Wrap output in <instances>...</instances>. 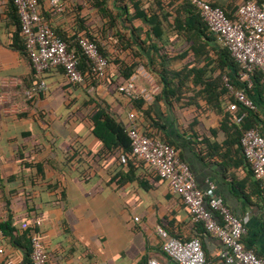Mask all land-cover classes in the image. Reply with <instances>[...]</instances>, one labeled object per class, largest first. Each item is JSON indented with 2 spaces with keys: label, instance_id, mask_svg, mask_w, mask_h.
Wrapping results in <instances>:
<instances>
[{
  "label": "crops",
  "instance_id": "1",
  "mask_svg": "<svg viewBox=\"0 0 264 264\" xmlns=\"http://www.w3.org/2000/svg\"><path fill=\"white\" fill-rule=\"evenodd\" d=\"M62 1L64 13L50 12L44 1L41 16L52 29L69 38L77 29V13L86 15L87 6L82 0ZM205 1L220 6L230 2ZM243 2L236 0L235 4ZM12 14L8 0H2L0 222L9 215L17 235L34 227L33 232L41 236L48 264L167 262L160 250L157 227L180 240L197 238L206 264H224L218 258L223 250L221 242L190 219L166 182L152 176L141 162L122 164L116 153L103 151L92 134L90 120L98 103L127 128L175 147L197 186L208 195L220 196L242 222V245L264 258V190L251 176L237 144L224 145L227 137L219 125L223 114L229 113L226 96L219 99L222 114L207 107L192 91L175 101L160 95L159 88L137 109L133 99L111 95L103 84L72 86L56 70L47 75V90L38 94L30 89L33 79L29 62L14 49L17 28ZM99 21L94 15L85 20L97 37L102 25ZM107 49L114 53L109 46ZM117 55L131 59L129 50ZM114 68L109 64L110 71ZM137 81L139 86L148 87L143 78ZM251 87L249 96L264 136V79L256 77ZM72 148L77 150L76 156ZM208 182L214 185L212 192ZM27 247L28 241L19 239V244L13 245L0 231V263L28 264Z\"/></svg>",
  "mask_w": 264,
  "mask_h": 264
},
{
  "label": "trees",
  "instance_id": "2",
  "mask_svg": "<svg viewBox=\"0 0 264 264\" xmlns=\"http://www.w3.org/2000/svg\"><path fill=\"white\" fill-rule=\"evenodd\" d=\"M44 1L37 0L41 15ZM166 1L110 0L108 5L106 0H82L87 6V12L84 16L77 13V29H75L73 36L67 38L50 28L67 44L68 49H76L77 68L83 77L82 83L90 84L93 87L96 84H103L111 95L124 96L117 91L118 86L126 82L139 67H143L154 76L160 88V95L166 99L172 98L179 101L189 91H192L193 95L203 100L207 107L217 113H222L219 99L226 96L230 106L233 105L234 108L231 109L229 106V113H222L223 117L219 130L227 137L224 145L237 144L251 176L255 179L252 169L243 156L240 140L243 133L249 129H256L263 139L264 136L260 131L255 110L246 108L239 103L226 87V84L230 85L233 90H243L249 100H251L249 94L252 87L248 88L246 82L240 80V65L231 57L228 49L218 42L217 37L209 30L198 10L188 0ZM253 1L264 9L262 0ZM145 2L148 3L147 6H144ZM235 3L236 0H230L226 6H220L209 2L210 5L219 7L231 21H236L238 16L240 4ZM8 5L12 8L13 14L11 16L14 17L17 28V34H15L17 44H15L14 49L29 62L31 67L33 84L30 89L37 88L43 83L44 88L36 90V93L45 92L47 90V75L55 70L64 75L70 85H80L71 83L60 68H50L41 74H38L32 68L21 34L16 8L12 0H8ZM113 11L116 14H113ZM93 15L97 21L100 20L99 23H102L99 27V37L94 36L90 27L85 25V20ZM135 21H139L140 25L135 26ZM80 37L93 42L106 59L107 67L102 78L96 77L91 62L78 49L77 39ZM107 46L114 53H110ZM126 50L130 51V61L120 59L117 55V53ZM213 55L215 58H213ZM109 64L115 66L112 71L109 70ZM177 64H179L178 68L176 67ZM256 77L263 78L259 70L254 71L249 77L253 85ZM132 103L137 109H141L145 101L139 98L133 99ZM240 117L242 119L237 123L236 120ZM90 120L93 124L92 134L101 142L103 151L116 153L119 161L120 156L124 154L127 157L126 163L140 162L131 156L130 140L128 138L130 128L118 122L98 103L95 104ZM229 132L232 134H229ZM211 133L214 134V130ZM148 137L159 139L152 136ZM159 140L166 143L161 139ZM173 148L179 158L178 151L175 147ZM72 149L73 155L76 156L77 150ZM40 169L38 173L42 174ZM151 174L161 180L154 173L151 172ZM256 181L264 190V184L259 180ZM11 220L8 215L5 221L0 222L1 233L9 237L13 245L19 244V239L28 241L30 244V236L36 229L33 227L17 235ZM30 251L31 248L27 247L28 264H31Z\"/></svg>",
  "mask_w": 264,
  "mask_h": 264
},
{
  "label": "built area",
  "instance_id": "3",
  "mask_svg": "<svg viewBox=\"0 0 264 264\" xmlns=\"http://www.w3.org/2000/svg\"><path fill=\"white\" fill-rule=\"evenodd\" d=\"M12 1L19 17L21 34L32 68L38 74L50 68H60L71 83L81 84L83 77L77 68L76 49H68L67 44L45 22L39 12L37 0ZM45 1L48 10L52 13L65 12L66 7L62 0ZM188 1L198 10L218 42L228 49L231 57L240 65V80L246 82L247 87L250 88L249 77L254 71L259 70L264 78V9L253 0L243 2L238 7L236 21H231L219 7L212 6L205 0ZM77 46L91 62L96 77L102 78L107 61L97 46L83 37L77 39ZM139 77L146 81L148 87L137 84ZM226 87L239 103L246 108L255 109L243 90H233L228 84ZM43 88L44 84L41 83L31 91ZM117 91L129 99L140 98L149 101L159 92V86L147 72L138 69L126 82L118 86ZM230 108L233 109L234 106ZM241 119L242 117L238 118L237 123ZM128 138L131 156L165 181L170 191L180 198L190 219L201 223L206 233L221 242L223 250L219 252L218 258L222 263L264 264V258L242 245L241 239L245 234L242 222L230 211L220 196L208 195L197 186L189 165L178 158L173 147L159 139L141 134L136 129L128 131ZM240 145L255 179L264 184L263 137L256 129H249L243 133ZM120 161L126 164V155H121ZM208 186L209 191L212 192L214 185L208 182ZM36 224L39 222L37 221ZM156 235L161 240L160 250L168 261L149 259L145 264H206L204 252L197 238L187 241L173 238L161 227L156 228ZM30 248L31 264H48V255L38 232L31 234ZM2 253L0 249V254ZM0 264L12 263L5 261Z\"/></svg>",
  "mask_w": 264,
  "mask_h": 264
},
{
  "label": "rangeland",
  "instance_id": "4",
  "mask_svg": "<svg viewBox=\"0 0 264 264\" xmlns=\"http://www.w3.org/2000/svg\"><path fill=\"white\" fill-rule=\"evenodd\" d=\"M107 1V4L109 5L110 4V0H106ZM165 2H167L166 0H164ZM147 2H145L144 6H147ZM113 14H116L114 11H113ZM138 69H142L144 70L145 72H147V70H145L143 67H139ZM153 76V75H152ZM154 77V76H153Z\"/></svg>",
  "mask_w": 264,
  "mask_h": 264
}]
</instances>
